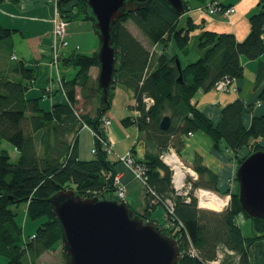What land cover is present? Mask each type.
Here are the masks:
<instances>
[{
	"label": "trees",
	"instance_id": "1",
	"mask_svg": "<svg viewBox=\"0 0 264 264\" xmlns=\"http://www.w3.org/2000/svg\"><path fill=\"white\" fill-rule=\"evenodd\" d=\"M5 1L0 0V4ZM182 2L184 13L180 14L163 0H151L133 12H125L111 26L115 66L106 101L100 95L97 81L89 74L99 66L96 52L62 55L61 65L76 72L72 79H62L60 83L66 100L48 110L40 107L39 98L27 97L36 81V70L23 61L9 60L14 31L0 25V256L7 264H36L61 242L60 225L50 203L54 195L71 190L82 199L117 200L113 178L122 165L111 160L97 140L92 159L81 160L78 156V134L84 127L105 139L102 119L111 109L116 87L125 89L134 100L130 110L137 115L125 117L121 124L137 130L130 153L135 164L144 168L145 177L144 211L138 213L127 204L128 207L144 220L154 222L151 216L157 206L166 213L165 201L173 204V211L164 223L172 226L170 230L175 235H170L179 245L178 264H209L216 261L219 251L237 257V264H249L248 248L255 237L244 234L238 217L248 220L256 232L264 231V219H249L243 214L237 184L232 191H218L217 175L197 155L191 169L198 179L191 183L190 201L186 202L184 197L176 195L172 172L162 162L161 155L172 149L180 156L185 137L196 132H203L212 140L215 152L233 153L237 166L253 152L264 151V115L253 114L255 105L264 103V59L260 60L264 55V0H258L249 16L250 30L242 41L230 33L203 30V24H195L191 17L182 19L189 10L205 5L217 4L221 9L232 5L214 0ZM56 8L67 22L88 21L93 28L85 0H58ZM128 22L149 46L126 27ZM197 29L202 30L194 38L201 54L195 61L184 64L180 54H189L191 34ZM171 44L174 52L169 53ZM153 46L167 53L158 54L151 50ZM242 58L258 60L254 101L246 103L236 98L221 109L220 121L215 124L192 100L198 92L213 90L220 80L243 79ZM180 73L182 80L178 82ZM247 115L251 118L245 124ZM164 117L170 119L167 130L160 128ZM5 144L16 151V158ZM138 149L142 150V156L138 155ZM243 150L246 153L239 157ZM194 189H203L197 192L203 208L219 211L224 205L208 191L229 195V203L221 212L200 209L193 196ZM25 206L27 220L44 221L34 236L22 243L23 231L17 217ZM166 225L161 228L167 233Z\"/></svg>",
	"mask_w": 264,
	"mask_h": 264
},
{
	"label": "crops",
	"instance_id": "2",
	"mask_svg": "<svg viewBox=\"0 0 264 264\" xmlns=\"http://www.w3.org/2000/svg\"><path fill=\"white\" fill-rule=\"evenodd\" d=\"M214 1L222 5H232L235 8V13L229 21H225L217 16L208 17V15L200 13L197 10L198 8L189 10L182 19L191 17L195 24H203V30L216 33H230L235 36L237 41H242L249 33L250 26L248 18L255 11L258 0ZM237 8H239L240 12L237 11ZM55 11L56 6L46 0H17V2L7 0L0 4V25L14 31L11 41L12 51L9 60L11 61V57L15 56L16 60L23 61L27 67L36 70V81L28 91L27 97L39 98L40 107L44 110H48L54 104L66 100L60 83L62 79H72L76 72L72 67L62 66L61 61L54 64L53 47L55 40L53 36L52 19L55 15ZM201 31V29H197L191 35L197 34L198 32L200 33ZM64 40L67 44L69 43V45L65 48H59L57 51V53L63 55L74 52L77 53V51H79L78 53L89 55L97 52L100 46L96 33L88 21H74L69 23L65 29ZM57 44H59L58 41ZM168 50H170V53L174 52L172 44L169 46ZM200 54V51L199 53L197 52V54L194 55L195 59H197ZM186 59L187 57L182 58L184 64H188L192 61L189 60L190 62H186ZM263 59L264 55L260 60ZM241 64L244 68V77L241 80L235 81L234 85L238 88L237 93L232 90L228 92H216L213 90L206 93L198 92L196 97L192 100V104H195L196 107L215 124L219 123L221 109L225 105L234 101L236 98H241L245 102H250L253 101L256 96L254 86L256 84L255 74L258 60L248 61L246 59H241ZM246 67H248V74H245ZM94 69L96 70L94 81H97L99 68L98 71L97 68H92L90 71ZM117 89L116 87L115 93ZM253 111L255 115H264V103L258 108L255 107ZM106 117L111 119V125L108 127L107 135L115 143L114 135L117 129H115L112 124V121L115 120L112 109L106 114ZM122 117L123 116H119L117 121L121 122V120L124 119ZM250 118L251 115L245 117V124L250 122ZM122 126L121 124V127ZM133 129L136 132V141L138 134L136 128L134 127ZM10 152L12 157L16 158V151L10 150ZM115 153L118 154L117 152ZM142 153V150L138 149V155L142 156ZM197 155L201 157L203 164L217 175L218 191H232L235 189L236 170L238 166L233 153L227 150L215 152L212 140L205 133L196 132L185 137L184 149L180 154V158L188 167H191ZM118 173L121 174V181L126 188L125 202L136 212L142 213L146 205L145 198L142 194V188L140 187L141 185L134 180L133 176L124 169V167L120 166ZM200 190L203 189H199L198 191ZM220 199L224 202L223 209L226 204V198ZM25 209L26 206L24 209L22 208V211H25ZM246 222L247 221H245L242 216L238 217V224L243 230L245 229L246 233L244 234L246 236L255 237V240L252 241L248 248L249 264H264V231L256 232L252 225L249 224L247 227Z\"/></svg>",
	"mask_w": 264,
	"mask_h": 264
},
{
	"label": "water",
	"instance_id": "3",
	"mask_svg": "<svg viewBox=\"0 0 264 264\" xmlns=\"http://www.w3.org/2000/svg\"><path fill=\"white\" fill-rule=\"evenodd\" d=\"M151 0H85L99 39L96 52L99 74L97 88L106 101L113 83L115 49L111 26L125 12H133ZM177 13H184L182 0H163ZM180 72L181 66L176 61ZM180 73L178 82H181ZM170 126L169 117L160 123ZM238 202L249 219H264V151H256L237 167ZM59 222L65 264H178L177 241L165 235L155 222L146 221L125 201L94 197L82 199L68 190L50 199Z\"/></svg>",
	"mask_w": 264,
	"mask_h": 264
},
{
	"label": "rangeland",
	"instance_id": "4",
	"mask_svg": "<svg viewBox=\"0 0 264 264\" xmlns=\"http://www.w3.org/2000/svg\"><path fill=\"white\" fill-rule=\"evenodd\" d=\"M206 6L207 7L208 6L212 7V5H205V6H202L204 8L199 7L198 10L199 11H207L206 10ZM237 11L240 12L239 8H237ZM203 14H207V13H203ZM208 17H216V16L209 15ZM64 21L67 23V25L69 24V22H67L66 20H64ZM183 21L184 20H181V23H183ZM67 25H66V27H67ZM91 26H92V24H91ZM66 27H65V29H66ZM126 27L131 29L133 34L136 36V38L139 39L141 42H143L144 45L149 46V44L146 42L145 38L142 36V34L137 30V28L131 22H128L126 24ZM198 34H199V32L197 34H193L192 35L193 38H192V40L190 42V45H189V50H190L189 54H187L186 56H183L182 54H180L181 60H182L183 57H187L186 62H190L189 60H192L191 62H193V60H196L194 55H196L197 52L199 53V50L195 46L196 39H194V38ZM97 39H98V36H97ZM68 45H69V43H68ZM69 48H71V47H69ZM151 50L152 51H156V53H158V54H162V53L166 54L167 53L166 50H164L163 48H161L159 46H157V47L153 46ZM78 52L79 51H77V53ZM169 53H170V50H169ZM80 54H82V53H80ZM242 59H244V58H242ZM11 60H12V57H11ZM247 68L248 67H246L245 74H248ZM97 71H98V67H97ZM89 74H90L91 79L94 80L95 77H96V70L94 69V70L90 71ZM234 84H235V82L232 83V87H235L236 91H233V92L237 93L238 92V88ZM117 88L119 90L117 89L116 93L114 91V94H113L114 96H113V101H112V106H111L112 113H113V116L115 118V120L112 121V124H113L114 128L117 129V132L114 135L115 143L109 137L108 138L114 143L115 152H117L118 155H124L127 151L130 150L132 144L134 143L135 137H136V132L133 129L134 128L133 126H125V127L122 126L121 127V122H118L117 118L119 116H123L122 118H125L127 116H134V115H137V114H136L135 111L130 110V107L132 106L133 101H134L132 99V97L130 96V94L125 89H123L121 87H117ZM213 91H215V90L213 89ZM250 102H252V101H250ZM149 103H152V102L149 101ZM246 103H248V102H246ZM260 106H261L260 103H257L255 105L256 108H258ZM122 114H125V115H122ZM109 120L111 121L110 118H109ZM5 145H6V147H8L9 151L10 150L11 151H15L12 148V146H10L8 144H5ZM93 147H94V139L92 137V134H91L90 130H88V128L84 127L78 134V156L80 157V159L81 160H90V159H92L93 156H92V153H91V149H93ZM245 153H246V151L243 150L240 153H238V156L242 157V156H244ZM110 159L113 160V157L111 156ZM181 161H183V160H181ZM127 171L132 176L134 175V173L130 169L127 170ZM133 178H134V176H133ZM134 180L137 181L138 179L134 178ZM137 182L141 185L139 180ZM140 187L142 188V194H143V197L145 198V191H143L142 185ZM196 191H198V189L193 191V196L197 199ZM125 194H126V191H125ZM214 194H216V192ZM217 196L219 198H222V199L226 198V195L220 197L219 194H218ZM227 196H229V195H227ZM228 203H229V200H228ZM197 204H198V199H197ZM197 206H199V204ZM224 208L222 210H224ZM23 209H24V207H23ZM203 210L213 211V210H208V209H203ZM214 212H217V211H214ZM18 213H19V211H18ZM151 218H152V220H154L155 224L160 229H162L161 226L166 225L164 223V221L165 222L167 221V217L165 215V211H164L163 207H161V206H157V208L153 211ZM43 221H44V219L38 220V221H35V222H32L29 219L27 220L26 215H25L24 212L21 213L17 217V222L21 225L22 231H23V234H22V237H21L22 243H24L29 238H32L34 236V233H35L36 229L40 226V224ZM245 221H247L246 225L248 227L250 222H248V220H245ZM171 227H172L171 225L167 224L165 228L168 230V232L167 233L163 232L165 235H167L170 238H172L171 235L172 236L175 235L174 231L170 230ZM243 232L246 233L245 229L243 230ZM63 253H64V250H63L62 244L60 242L54 249H52V250L46 252L45 254H43L36 261V264H65V256H63ZM218 256L220 257V264H237L238 263V258L233 256L232 254L225 253V252L223 253V252L219 251L217 257ZM0 264H7V260L3 256H0Z\"/></svg>",
	"mask_w": 264,
	"mask_h": 264
},
{
	"label": "built area",
	"instance_id": "5",
	"mask_svg": "<svg viewBox=\"0 0 264 264\" xmlns=\"http://www.w3.org/2000/svg\"><path fill=\"white\" fill-rule=\"evenodd\" d=\"M46 1H48L49 3H53L56 6L58 0H46ZM215 5L216 6L213 5L212 7H210V6L206 7L207 12L206 11L205 12L208 15L217 16V17H219L225 21H229V19L235 13L234 7H228V8H222L221 9L218 7L217 4H215ZM52 24H53V36H54V40H55V44L53 47V49H54V64H56V63H58L60 57L62 56V54L57 53V51L59 50V48H65L67 46V42L64 40L65 27H66L67 23L60 17V15L57 11V8L55 11V15L52 19ZM57 41L59 44H57ZM12 60H16V57L13 56ZM233 82H235V80H232L229 78L220 80L218 83L215 84L213 89L216 92H228L230 90L236 91V88L232 87ZM145 101L149 103L148 99H146ZM110 124H111V121L109 120V118L104 117L102 119L101 128L105 132V136H106L105 139L101 138L99 135H97L95 132H93L89 128H88V130H90L94 141L97 140L98 142H100L102 144V147L104 148L107 155L110 157L112 156L115 161L119 162L124 167V169H126V170L130 169L134 173V175H133L134 178L138 179L140 181L142 187L145 188L144 168L141 165L135 164V160H134L133 156L131 155L130 151L126 152L124 155H118L115 153L114 143L108 138V135H107V129L110 126ZM190 135L191 134H189V136ZM91 152H92V154H94L95 148H93L91 150ZM172 159H176L177 163H175L174 161L169 163V161ZM161 160L172 172L171 183H172V187H173L176 195L185 197L186 202H189L190 198L188 197V194L192 188L191 180L195 181L197 179V175L194 172H192V170L190 168H188L181 161V159L177 156L175 151L172 149L163 153L161 155ZM178 170L183 174L182 178L178 177V172H177ZM189 179H191V180H189ZM113 183L116 187L114 197L118 201L124 200L125 195H126L125 194L126 188L121 181V174L120 173L115 174V176L113 178ZM197 192L198 191H196V196H197ZM226 205H227V203L225 204V206ZM165 207H166L165 215L168 218L169 215L173 211V204L170 201L166 200L165 201ZM209 264H220V257L218 256L216 261L210 262Z\"/></svg>",
	"mask_w": 264,
	"mask_h": 264
},
{
	"label": "bare ground",
	"instance_id": "6",
	"mask_svg": "<svg viewBox=\"0 0 264 264\" xmlns=\"http://www.w3.org/2000/svg\"><path fill=\"white\" fill-rule=\"evenodd\" d=\"M172 161H174L175 163H177L176 159L170 160L169 163L172 162ZM177 172H178V177L179 178H182L183 177V174L179 170Z\"/></svg>",
	"mask_w": 264,
	"mask_h": 264
},
{
	"label": "clouds",
	"instance_id": "7",
	"mask_svg": "<svg viewBox=\"0 0 264 264\" xmlns=\"http://www.w3.org/2000/svg\"><path fill=\"white\" fill-rule=\"evenodd\" d=\"M190 201V200H189ZM228 205V204H227Z\"/></svg>",
	"mask_w": 264,
	"mask_h": 264
}]
</instances>
